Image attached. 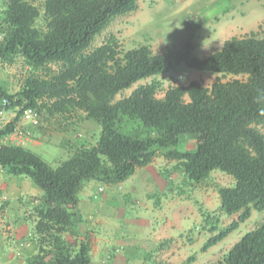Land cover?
Returning a JSON list of instances; mask_svg holds the SVG:
<instances>
[{"label": "trees", "instance_id": "16d2710c", "mask_svg": "<svg viewBox=\"0 0 264 264\" xmlns=\"http://www.w3.org/2000/svg\"><path fill=\"white\" fill-rule=\"evenodd\" d=\"M0 61L12 64L22 56L32 71L22 88L10 94L0 85V109H17L0 129V168L10 176L27 177L43 191L36 232L43 236L40 253L27 264H92L88 240L80 236L79 195L92 181L117 186L158 157L176 162L190 184L206 182L214 171L232 177V187H219L220 212L232 217L220 228L210 225L207 252L237 231L253 212L264 211V28L231 38L205 58L187 42L171 52L153 53L149 46L119 51L113 38L90 50L95 38L120 16L135 12L138 0H2ZM43 18L44 25L37 22ZM60 65L58 72L48 69ZM247 79L216 81L211 88L192 81L170 87L158 98L160 84L140 85L127 98L115 97L137 83L173 72L179 66ZM40 117L84 120L101 127L95 145H63L71 156L56 168L40 155L5 144L25 110ZM184 136L196 138L194 150L181 149ZM72 149V150H71ZM157 191L148 198L160 197ZM44 245L50 246L46 251ZM190 256L184 264H192ZM224 264H264V222L246 233L226 254Z\"/></svg>", "mask_w": 264, "mask_h": 264}, {"label": "rangeland", "instance_id": "374dc122", "mask_svg": "<svg viewBox=\"0 0 264 264\" xmlns=\"http://www.w3.org/2000/svg\"><path fill=\"white\" fill-rule=\"evenodd\" d=\"M33 1L35 6H42V0ZM3 10L4 4L0 0V21ZM37 25H44L42 17L38 20ZM260 27L264 28V0H138V9L130 14L115 18L95 38L90 50L100 47L113 38L118 43L119 51H128L146 45L155 54L175 51L187 42H192L195 55L205 58L221 50L225 42L231 38L245 37L251 32H260ZM60 68L61 66L56 64L48 66V69L53 73L58 72ZM44 72L32 71L25 63L24 58L19 55L12 64L0 61V85L4 86L8 93L15 94L22 88L29 75L35 73L44 76ZM236 79L244 81L247 77L226 76L224 78L220 74L189 69L181 65L169 74L137 83L131 89L119 93L115 97V101L127 98L138 86L150 84L153 81L160 84L157 97L163 98L170 87L185 86L192 81L211 88L218 80L227 82ZM17 111V109L8 110L4 123L12 121ZM79 115L66 119L55 117L50 121L40 117L39 125L35 127L30 124L23 125L20 120L17 127L25 133L22 137L20 136L21 142H19V137L14 139L8 136L4 139V143L20 146L25 142L30 143V148H28L32 152L40 155L49 165L56 168L61 162L66 161L73 152L72 149L71 152L63 145H73L74 147L80 144L95 145L100 137L101 127L92 121L84 120V114ZM41 129L45 130V134L42 136L38 133ZM34 144L41 148H35ZM195 145L196 138L193 136H184L181 139V149L194 150ZM3 176L8 179L21 178L10 176L5 172L0 175V178ZM132 179L129 184L120 185V187L105 186L99 183L95 191L101 196H110L117 201V204H120L124 201L125 195L133 193L135 195V191L139 195L138 189L142 190V187L146 185L145 181L153 180L155 182L156 179H162L167 191L168 205H175L173 210H169L172 212L167 211L168 219L171 221L169 225L162 223L161 229L153 227L149 232L150 228L145 226L146 233L143 235L140 233L130 235L124 232L127 220L144 219L145 222L149 221L153 226L159 223L160 216L152 217V215L141 214L140 205L137 203L148 200L137 194L134 196L136 203H127L125 206L116 204L119 210L122 209L121 212H124L125 209V214L123 218H115L116 225L121 227L119 232L115 228L107 230V238L110 240L113 238V240L108 247L106 264H184L192 255L196 256V260L192 264H224V258L229 250L241 241L246 233L264 222V211L253 212L251 218L241 224L237 231L203 253L201 248L211 236L208 232L210 225L205 222V217L210 215L211 222L218 218L220 228L229 226L238 218L237 215L229 217L220 212V199L217 190L219 187H232L235 184L234 179L223 172L214 171L203 184H190L184 178L183 173L176 168V162L167 161L161 157L155 159L151 165L139 169ZM152 188H147V190L151 191ZM32 199H38L39 203L32 205L28 199L25 201L29 212L32 213L30 217H36L32 220L35 229L41 209V198L34 196ZM153 203L155 204V202ZM154 204H151L150 212L156 214L159 211L160 213L161 210L157 211ZM9 226L11 227V225ZM87 231V233L94 234L88 237H90V242H93V246H97V236L100 235L102 228L96 223ZM42 237L37 234L39 247L34 256L40 253ZM63 237L70 243L79 244V237H72L69 233H64ZM116 239L123 241L120 247L115 243ZM125 239H130V243L126 244ZM43 247L46 251L50 250V246L44 245ZM126 247L136 250L126 251ZM96 253L93 254V264H102L98 255L100 253Z\"/></svg>", "mask_w": 264, "mask_h": 264}, {"label": "crops", "instance_id": "0c3cea01", "mask_svg": "<svg viewBox=\"0 0 264 264\" xmlns=\"http://www.w3.org/2000/svg\"><path fill=\"white\" fill-rule=\"evenodd\" d=\"M41 136L45 134V130L41 129L38 132ZM23 147L29 149L30 143H23ZM35 145V144H34ZM29 147V148H28ZM63 147V146H61ZM35 148L39 149L41 147H38L35 145ZM30 150V149H29ZM35 153V152H34ZM71 155V154H70ZM69 155V156H70ZM4 174V171L0 168V175ZM135 176V175H134ZM131 177L126 182L120 184L122 186H126L130 183L134 178ZM27 177H21L19 179H8L4 176L0 178V189L3 191H11L15 193V197L11 200V202L6 207V217L9 225L12 227V234L8 237H5L0 232V264H27L28 259H30L32 256L37 254V249L39 247L38 240H37V232L34 229L32 220L36 219V217L32 215V213L28 210V205L26 204V199H28L32 205L38 204V199H32L34 196H38L39 198H42L43 191L36 187L32 181H29L28 179H24ZM31 180V179H30ZM136 182V181H135ZM146 185L142 187V190L140 188L137 191L131 195H125L124 201L122 203H118L115 201V199H112L110 196L106 195H99L95 190L97 188L98 182L92 181L86 184L85 188L79 195L80 199V209L82 214V222L79 226V232L80 240H88L90 242V237L94 234L87 233V230H90L93 226H95L96 223L99 224V227L102 228V231L100 232V235L97 236V246H93V242H90L91 245V257H92V264L94 263L93 254H97L96 252H99V258L102 264H106V257L109 253V244H111V241L107 238V230H111L112 228H115L117 232H119V227L116 225L115 218L120 217L123 218L124 212H121V210L118 209V206H125L127 203L135 202L134 196H143L146 200L142 203H137L140 205V213L143 215H152L154 216H160L159 223L156 225H151V223L145 222L146 220L142 219H132L127 220V223L124 225L125 230L127 234L133 235L135 233H140L143 235L146 233V230L144 227H149V232L151 228L160 227L162 228V223L168 224L170 223V219H168L169 215L167 211L173 210L175 205H168V202L166 200V188L165 185H163L162 179H156L155 182L153 180L151 181H145ZM120 185H117L120 187ZM162 185V186H161ZM35 186V187H34ZM153 186V188H152ZM116 187V186H115ZM147 188H152L151 191H148ZM157 191H160L161 195L158 198H148L150 195H153ZM137 194V195H136ZM126 200V201H125ZM134 200V201H133ZM155 202V204L153 203ZM136 203V202H135ZM117 204V205H116ZM151 204H154L155 207L158 210H161L156 212V214H152L151 211ZM135 205V206H138ZM168 205V206H167ZM134 206V205H133ZM165 212V213H164ZM172 212V211H169ZM104 215V217H101ZM166 216V217H165ZM165 217L167 219L162 218ZM138 225H136V224ZM110 227V228H108ZM119 230V231H118ZM94 241V240H93ZM126 244L130 243V239H125ZM115 243H117V246H121L123 244V241H119L118 239L115 240ZM130 248V247H129ZM127 248L126 251H135L134 248Z\"/></svg>", "mask_w": 264, "mask_h": 264}, {"label": "built area", "instance_id": "2783aa9c", "mask_svg": "<svg viewBox=\"0 0 264 264\" xmlns=\"http://www.w3.org/2000/svg\"><path fill=\"white\" fill-rule=\"evenodd\" d=\"M7 101L5 100L3 102V107L0 109V129L3 128L7 123H4V119L8 115V109H6ZM21 121L23 125L25 124H30L35 126L39 125L40 121V116L36 110L33 109H28L25 110L22 117ZM25 133H23L18 127L14 131L10 137L16 139V137H19V142H21L20 136L22 137ZM29 134V133H26ZM15 197V193L11 191H3L0 189V231L1 233L5 236L8 237L12 233V228L8 225L7 222V217H6V207L7 205L11 202V200Z\"/></svg>", "mask_w": 264, "mask_h": 264}]
</instances>
